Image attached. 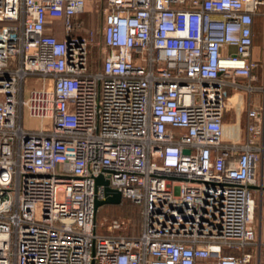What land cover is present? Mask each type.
Returning <instances> with one entry per match:
<instances>
[{
  "label": "built area",
  "instance_id": "built-area-1",
  "mask_svg": "<svg viewBox=\"0 0 264 264\" xmlns=\"http://www.w3.org/2000/svg\"><path fill=\"white\" fill-rule=\"evenodd\" d=\"M257 18L264 0H0V264H264ZM229 88L262 98L242 141ZM99 177L139 235L100 232Z\"/></svg>",
  "mask_w": 264,
  "mask_h": 264
},
{
  "label": "rangeland",
  "instance_id": "rangeland-1",
  "mask_svg": "<svg viewBox=\"0 0 264 264\" xmlns=\"http://www.w3.org/2000/svg\"><path fill=\"white\" fill-rule=\"evenodd\" d=\"M98 7V5L96 6ZM94 6H86L87 12L83 14L80 17V21L83 23V25L86 28L92 29V27H98L101 23V17H100V11H95L93 9ZM93 10V11H92ZM58 31L59 34L61 35L62 33V25L61 23L58 24ZM96 51L98 52V55H100V50L98 48H95ZM92 47L89 48V53L91 55ZM255 55H259L260 58L262 56L264 57V32H262L261 24H260V29L259 33L257 36V40L255 42V50H254ZM99 59V58H98ZM93 70V69H92ZM33 86L30 84V87ZM227 113L225 114L224 118V129H226L227 132H229V135L231 133V127L233 123H236V138L239 141L243 140L244 137V129L247 124V119H246V111H247V96L243 94H237L235 92H230L228 93L227 97ZM232 99V100H231ZM229 101L232 103L229 104ZM23 125L26 128H32L35 129L37 128L38 122L34 120H30L26 113L24 114V120H23ZM131 203V202H130ZM109 205H104L101 208L102 214H99L96 218L97 224L99 225V230L103 234H117V231L114 229H111V221L112 220H125L126 223L124 226L121 227L119 232H123L125 234H129L131 232V227H132V221L130 218L126 216H121V215H110L108 211ZM113 206V205H111ZM118 206V205H114ZM99 208V209H100ZM114 212H118V210H114Z\"/></svg>",
  "mask_w": 264,
  "mask_h": 264
},
{
  "label": "trees",
  "instance_id": "trees-1",
  "mask_svg": "<svg viewBox=\"0 0 264 264\" xmlns=\"http://www.w3.org/2000/svg\"><path fill=\"white\" fill-rule=\"evenodd\" d=\"M95 27H92V30H94ZM259 29H260V21L259 19H255L254 22V37H253V46L255 48V42L257 40V36L259 33ZM57 38H61L62 37V33L61 35L59 34V31L57 32ZM96 47L92 46V49L94 51H92L91 55L89 53V65L90 68L94 69L96 68L97 65V61L99 58L98 52L95 49ZM109 210V214L110 215H121V216H126L128 218L131 219L132 221V227H131V232L128 234L129 236H137L140 233L141 230V207L138 205H135L133 203H130V201L128 200H122L121 204L118 206H108ZM114 210H118V212H114ZM99 214H102L101 212V208L98 210L97 214H96V218Z\"/></svg>",
  "mask_w": 264,
  "mask_h": 264
},
{
  "label": "water",
  "instance_id": "water-1",
  "mask_svg": "<svg viewBox=\"0 0 264 264\" xmlns=\"http://www.w3.org/2000/svg\"><path fill=\"white\" fill-rule=\"evenodd\" d=\"M184 153H188V151H184ZM96 185H102L104 190V199L101 201L95 202V212L98 208L104 205H120L122 202V196L116 190H112L108 186L107 181H103L100 177L96 179ZM252 188V187H251Z\"/></svg>",
  "mask_w": 264,
  "mask_h": 264
},
{
  "label": "crops",
  "instance_id": "crops-1",
  "mask_svg": "<svg viewBox=\"0 0 264 264\" xmlns=\"http://www.w3.org/2000/svg\"><path fill=\"white\" fill-rule=\"evenodd\" d=\"M82 15H80L79 17H78V19H80V17H81ZM55 32H56V34H58L57 32H58V29L56 28V30H55ZM240 83H243V82H245L244 80H238ZM258 84V83H257ZM232 93L233 91L229 88L228 89V93ZM237 94H239V93H237ZM240 94H243V95H246V94H244L243 92H241ZM247 96V95H246ZM255 102V103H259V102H261L262 101V98H261V95L259 94V93H256V94H253V95H251V96H247V106H248V104L250 103V102ZM231 132H234L235 134H236V123H233L232 124V128H231Z\"/></svg>",
  "mask_w": 264,
  "mask_h": 264
},
{
  "label": "bare ground",
  "instance_id": "bare-ground-1",
  "mask_svg": "<svg viewBox=\"0 0 264 264\" xmlns=\"http://www.w3.org/2000/svg\"><path fill=\"white\" fill-rule=\"evenodd\" d=\"M232 100V99H231ZM232 102L229 101V104H231ZM232 128V127H231ZM229 136V132L226 131V129L223 128V137H228Z\"/></svg>",
  "mask_w": 264,
  "mask_h": 264
},
{
  "label": "flooded vegetation",
  "instance_id": "flooded-vegetation-1",
  "mask_svg": "<svg viewBox=\"0 0 264 264\" xmlns=\"http://www.w3.org/2000/svg\"><path fill=\"white\" fill-rule=\"evenodd\" d=\"M58 29V28H57ZM63 35V34H62Z\"/></svg>",
  "mask_w": 264,
  "mask_h": 264
}]
</instances>
